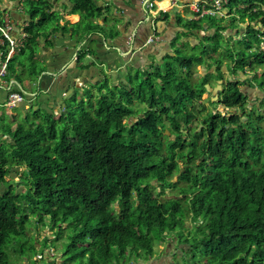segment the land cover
Here are the masks:
<instances>
[{"label": "trees", "instance_id": "1", "mask_svg": "<svg viewBox=\"0 0 264 264\" xmlns=\"http://www.w3.org/2000/svg\"><path fill=\"white\" fill-rule=\"evenodd\" d=\"M65 1L69 6L63 3V9L80 17L75 24L60 25V12L52 10L51 0L21 4L28 21L19 27L21 41L5 77H14L19 84L24 78L37 80L47 69L38 47L52 48L51 36L59 31L77 34L75 45L96 32L108 39L118 35L106 33L97 21L102 17L106 22L108 7L100 8L94 0ZM225 7L228 19L204 16L185 21L176 14L183 31H199L203 22L214 29L200 41L208 48L190 55L175 50L163 57L162 65L152 63L133 73L126 66V79L117 74V84L101 77L102 81L78 87L66 79L61 81L63 88L55 87L70 96L66 100L61 96L57 117L54 107L46 105L30 108L32 116L27 110L20 122L0 120V264H11L9 242L24 257L25 263L16 264H28L27 253L35 254L38 244L42 250L54 247L47 236L42 243H27L31 214L35 226L43 222V215L49 216L56 239L66 226L69 235L61 264L147 260L155 242L172 232L188 246L180 264H264V117L256 107L246 108L252 98L241 86L264 90V81H257V75L254 81L230 77L212 102L225 113L207 111L203 104L196 108L206 85L213 86L209 73L194 78L196 66L213 67L220 80L223 66L232 76L247 68L252 72L264 68V0H228ZM239 23H246L238 38L245 45L236 49L221 33ZM183 34L177 33L173 41ZM90 43L76 52V71L100 59ZM8 48L3 37V59ZM219 49L226 52L225 64L213 55ZM86 55L92 59L84 64ZM261 75L264 78V72ZM193 121L199 129L191 126ZM20 168L27 188L15 193L14 182L6 178ZM177 172V181H170ZM167 188L183 196L165 197ZM187 218L193 223L188 234L183 231ZM32 240L36 242L34 235ZM42 250L36 255H44ZM54 263L52 258L44 264Z\"/></svg>", "mask_w": 264, "mask_h": 264}, {"label": "crops", "instance_id": "2", "mask_svg": "<svg viewBox=\"0 0 264 264\" xmlns=\"http://www.w3.org/2000/svg\"><path fill=\"white\" fill-rule=\"evenodd\" d=\"M22 1L25 0L2 1V9L4 10L2 12V19L4 20L6 19V17L9 16L11 18V21H14L15 37L22 36L19 27H21L23 24H25L28 21V19H26V17L28 18V16L23 12V7L22 8L19 7L22 4L21 3ZM55 1L58 2V0ZM94 1L95 4L100 8L104 9V7H108L109 11L106 13V19H108L107 23L103 21L102 17H100V20L97 21L98 22L100 21L102 25H106V26H108V24H112L110 26L112 31L110 32L118 31V35L114 39L105 38L103 34H101L100 32H96V34H93L90 37L88 35L83 40L79 41L78 45H75L78 38L77 34L71 35L69 33H62L61 31H59L55 33L53 36H51L54 37V45L51 48V53L53 54V56L57 57L56 59H54L55 62H52L47 58L50 57V54H48V52L46 51H48V49L50 50V48L41 47L42 54H46V56H43L41 55V53H39V58L41 59V62L45 65L46 64L48 65L47 69L52 70V68L50 69V67H52L51 65L57 64V66H59V69L57 70L62 71L61 74L63 77L62 81H66L67 79L69 80L67 82L70 85L74 84L76 81L91 80L90 74L92 73V71L90 73L88 72L82 73L81 70L76 71L78 69L75 67V58L73 59L75 53L80 48L88 46L87 44L90 43L89 42L90 39L94 40L93 44L90 43V46L92 48L95 47V49L97 48L96 51L98 52V54H100V59L98 60L99 63L100 64L105 63V65L106 64L109 65V61H115V63L117 62L121 63L122 60L120 59L123 58V56L126 57V55H128L127 56L128 58L126 60L129 63V67L131 66L134 67L137 65V64L132 65L134 61L136 62L138 61L139 63L144 64L146 63L145 62L146 57L148 61L150 60V58L147 56V53L154 54L153 52L155 51H153L152 49L157 48L154 45L156 43H157L156 45L158 46L160 45V47H163V55L159 56V53L157 52L158 53L157 59L161 58L162 61L163 57L169 52H172V54L170 55H174L173 51H171L172 49L171 40L174 36L177 35V33L182 34L183 32L181 27L177 25L176 14L178 13L182 16V14L185 13L187 9L189 11H192L193 8H191L190 5H193L192 3L194 2V0H180L178 1V3L171 5L169 4L170 3L169 0H94ZM145 1L153 2V6L151 8L146 7V13H143L142 4ZM61 2L62 4L64 3L63 1ZM162 2L163 3L165 2L167 4V7H165L167 9H164L163 11H167L169 13L170 10L175 8V11H173L172 14L170 13L168 18H165V16L161 14L162 11L159 12ZM58 9L61 10L62 7L60 8L58 7L54 11H57ZM225 11L226 10L224 9V13H226ZM67 13H68L67 17L60 18L59 20L60 25L75 24L79 21L80 17L78 14H71L69 12ZM191 15H193V12ZM191 15L186 16V19H189ZM228 18L229 16L227 17V19ZM239 25L245 27L246 23H242V24L239 23ZM202 26L203 29L199 30L200 32L206 31L210 35L214 33V29L213 28L211 29L206 22H203ZM242 30L243 28L227 29L222 33H227L229 34L228 36H230L231 34L232 37L235 38V36L238 35L239 33L242 34ZM105 31L106 33H109L108 30ZM194 32H198V30H195ZM202 36L203 35L199 34L197 35L196 38L194 33H189V36L187 38L184 37L183 38L186 40L187 43L196 46L200 42ZM153 37L154 40L152 41ZM149 39L151 40L149 41ZM144 44L145 46H147L146 48L144 47L142 48L144 50L141 49L135 50L134 47L136 46L141 47L144 46ZM165 47L168 48L165 49ZM14 51L11 53L12 55ZM160 53H162V51ZM0 59L1 60L3 59L1 51H0ZM83 61L87 63L86 60L83 59ZM143 66L144 65H142V67ZM71 69H73L74 71L73 70H72L73 72L70 71ZM42 78L43 80H40V78L38 77L37 80L31 82L28 81L27 78H24L23 82L19 84L14 77L11 76H9V78L5 76L0 77V120L3 121V113L7 114L8 120L10 118L13 120L14 117L18 116L17 115L18 112H22L26 114L27 110L30 109L29 107H32L33 103L35 104L33 105L34 109L39 107L42 103L44 106L47 105L49 107H52L53 104H51V101L53 102L56 101L53 98L49 99L50 97L48 96V94L52 92L49 89L50 83L52 81L48 80V76H44ZM59 78L60 76L58 77V79ZM51 85L56 87L57 82L55 83L53 81ZM20 89L23 90L24 93L21 92ZM41 90L42 92H44L42 93L44 94L42 96V99L40 95ZM12 93H17L22 96V101L16 103L15 105H13V107L7 104L9 100V96ZM59 98L60 97H57V99ZM48 100L50 102H48ZM15 108H19V110Z\"/></svg>", "mask_w": 264, "mask_h": 264}, {"label": "rangeland", "instance_id": "3", "mask_svg": "<svg viewBox=\"0 0 264 264\" xmlns=\"http://www.w3.org/2000/svg\"><path fill=\"white\" fill-rule=\"evenodd\" d=\"M61 1L64 2L65 6H69L67 1H65V0H58V2L55 1V0H51V3L53 5V9H52L53 11L55 9H57L58 7L59 8L62 7V2ZM198 1H200V0H198ZM23 2L24 1H22L21 3L23 5H25L26 3L25 2L23 3ZM169 2H170L169 4H171V5H174V4L178 3V1L176 3H172L170 0H169ZM23 5H20L19 7L22 8ZM190 7L194 8V5H190ZM63 8L64 7H62L61 10H59V9L57 10L58 12H60V18H65V17H67V14H68ZM164 9H167V8L161 6V8L159 9V12H161V11L162 12H167V11H163ZM0 10L2 11V3H0ZM173 11H175V8L170 10L169 14L170 13L172 14ZM192 12H193V15H195V11L194 10L189 11L187 9L186 12L182 14V17H183L182 19L185 20L186 16H190L192 14ZM226 13H227V11H226ZM193 15H191V16H193ZM107 16H108V14H107ZM211 17H214V16H211ZM217 17H219V16H217ZM220 17H223V16H220ZM189 19H190V17H189ZM225 19H227V17ZM107 21H108V19H106L105 23H107ZM99 24L103 27L104 30H108L109 32L112 31L111 27H110L112 24H108V26H106V25H102L100 23V21H99ZM239 26L240 27H234V28H243L241 25H239ZM105 28H107V29H105ZM234 28H228V29H234ZM182 30H184V29H182ZM183 32H185L186 35H184V34L180 35L179 39L174 40V41H173V39L175 38V36L172 38V40H171V48H172L171 51L174 52L175 50H183L186 54L190 55L193 52L198 53L202 49L208 48V46L206 44H202L200 42L196 46H193V45L188 44V43L181 44V42H186V40L184 38H187L189 36V33H194L195 37L197 38V35H199V34L200 35H204L205 33H207L206 31H204V32H200V31H198V32L183 31ZM221 34H223L224 37L229 38L231 46H234L236 49L239 47L240 44H241V46L245 45V40L244 39L238 40L240 35L243 34V30H242V34L239 33L240 35L239 34L236 35L235 38H233L231 34H230V36H228L229 34H227V33H221ZM14 35H15V31H14ZM223 36H222V38H223ZM153 40H154V38H152V41ZM156 44H154V45L157 48H153L152 49L153 51H155V52H153L154 54L147 53V56L150 58L149 61L147 60V57H146V59H145L146 63H144V64H141L138 61L137 62L134 61L133 63L131 62L132 65L133 64H137V65L134 66V67L133 66L128 67L127 70H130L133 73L136 69H139V70L140 69H144V68L149 69V66L152 63L153 64L154 63H158V64L162 65L161 58L157 59V55H158V53H159V56L163 55V47H160V45L158 46ZM41 47L44 48V46H41ZM41 47L40 46L38 47L39 48V53H41V55H43V56H46V54H42ZM143 47L146 48L147 46H145V44H144V46H141V47H139V46L137 47L136 46L134 48H135V50L136 49L144 50V49H142ZM166 48H168V47H165V49ZM161 51H162V53H160ZM46 52H48V54H50V57H47V58L50 61L54 62V58L53 57H55V59H56V56H53V54L51 53V48H50V50L48 49V51H46ZM168 54H172V52H169ZM11 55L9 56V59H10ZM213 55L214 56H220L223 59L224 64L226 62H228V57H226V52H224L222 49H219L218 52L214 53ZM127 56L128 55H126V57L123 56V58L120 59L123 62L118 63V64L115 63V61H109V65H107V64L105 65V63H103V64L101 63L100 64L98 60L93 61L92 64L89 63L87 67H85L84 69L81 70V72L82 73L83 72L90 73L92 71V73L90 74L91 80L90 81H76L75 83L77 84L78 87H83V86H85V83H91V82H95V81H102L100 79H101V77H103V79L104 78L107 79L109 84H111V82H113L114 84H117L118 83V79H117L118 76L122 79V81H125L124 79H126L127 72H128L126 70V66H129V63L126 60L128 58ZM5 58H6V56H5ZM74 58H76L75 55H74L73 59ZM9 59H8V61H9ZM84 60H86V62L88 63L91 59H90L89 56L86 55L84 57ZM8 61H7V63H8ZM37 61H38V59H37ZM83 63L87 64L84 61H83ZM142 65H144V66L142 67ZM51 66L52 67H50V69L52 68V70L46 69L45 71H43L41 73V75L39 76L40 80H43L42 77L48 76V80H50L52 82L54 81L55 83L57 82V87L58 88H63V83L61 82L62 78H63L62 75H61L62 71H58L57 70V69H59V66H57V64H55V65L52 64ZM54 66H56V67H54ZM195 69H196V73L194 75V78H197V75H203L205 73H209L210 77H211L210 81H211V84L213 85V86L206 85L207 86L206 87V91L207 92H205L202 95L201 101L196 104V108L197 109H201V105L203 104L207 111L212 110L213 112H216L217 110H219L222 113H225L224 110L222 111V106L220 104H217V105L215 104L216 105L215 106L214 103H212V102H216L218 100V91L222 88V83H224L227 79L229 80L230 77H232L235 80L238 79V80H241V81L242 80L254 81L253 80L254 75H257L258 76L257 77V81L258 80L260 81L261 78H262L261 72H264V70H263L264 68H262V67L257 68L254 72L249 71V68H247L245 70V72H243V73L240 72L239 74H236V75L232 76L230 71L226 70V68L223 66L222 67V71H223L224 78H223V80H220V78L216 74L217 73L216 70H214L213 67L207 70L206 66L204 67L202 65H198V66L195 67ZM18 71H19V67H17V72ZM117 73H118V76H117ZM59 76H60V78L62 77L60 80L58 79ZM52 82L50 83L49 89H50V91L55 92L57 94V96H56V94L54 95L52 93L48 94V96L50 97L49 99L53 98L54 100H57V102L56 101H54V102L51 101V104H53L52 106H54V108H53L54 109V115H55V117H57L58 114H59V106H60V102L59 101L61 100V103H62V101L64 99L65 100L69 99L70 96H67L68 95L67 92L66 93H62V94L57 92V89H55V87L53 85H51ZM246 85L248 86L247 83H244L243 85H241L242 89L245 91V93L248 94V96H250V98H252V99H248L247 100L246 108L247 109H252L253 107L254 108L256 107L257 113L258 112L261 113L263 115V117H264V96L261 97V99L257 101L256 97H257V93L258 92L256 90V87L253 90L249 91V89L251 87H249V86L247 87ZM20 91L24 93L23 90L20 89ZM92 91H93V94H95L96 89L93 88ZM40 93H41L40 95H41V99H42V96L44 95L42 93H44V92H42V90H41ZM81 93L82 92L79 93L78 98L82 96ZM45 95H46V93H45ZM61 96L64 97L63 100L61 99ZM65 96H67V97H65ZM57 97H60V98L57 99ZM48 102H50V101L48 100ZM17 103H19V102H17ZM33 105H35V104L33 103L32 107H29V108H31V110H34ZM40 106L44 107L43 103ZM11 107H13V106H11ZM19 108H15V109L19 110ZM31 110H28V113L32 116ZM242 112H244V110H242ZM240 113H241V110H240ZM17 115L18 116L14 117V118H17V121L20 122V121L24 120V113L18 112ZM14 118H13V120H14ZM9 120L12 122V124L14 123V121L11 118ZM9 120H8L7 114L3 113V121L4 122L5 121L8 122ZM196 122L197 121H193L191 126L196 124L198 126V129H199L200 125H198ZM262 128H263V131H264V122L262 123ZM163 132H164V134L169 135L172 139L174 138V136L171 135L169 130L165 129ZM179 166H180V169L183 170V168L185 166L183 160L179 161ZM21 171H22V168L18 169V173L16 175V174H14L15 173L14 170H12L11 174L8 175V177L6 178L7 180L10 179L9 181H13L14 182V183H12V188H13V191L15 193H17L18 191L26 190V188H27L26 184L23 182V179L21 177ZM178 174H179V172H177L175 174V176H173L170 179V181L176 182L177 179H178ZM16 184H19V186H16ZM177 184H178L179 187L184 185L183 182H177ZM157 190H159V188H157ZM164 196L165 197H176V198H178L180 196H183V194L180 193L175 188H167ZM35 219L36 218L33 217V214H31V216L29 218V222L27 223V230H29V233H30L31 236L27 237L26 239L24 237H22L21 240L24 241L23 239H25L27 241V243H31L32 242L34 245H36V243H42L43 237L47 236V237H49L48 241L52 242L54 244V247L52 245H48L45 250L44 249L42 250L41 246L38 244L36 246V248H35L37 250L36 253H38V251L40 252V250H42L44 255L39 256V255H36V253L34 254V251H28V253H27V258L29 259L28 264H44V263H48L49 260H51L52 258H54V262H55L54 264H61L62 258L65 257L63 255V253L65 251L66 244L68 242L67 238H68V235H69V232L66 230V226L65 225L63 226L65 232L62 234V236L59 239H56L55 229H52L49 226V224H50L49 216L43 215V222H41L40 225H38V226H35V221H36ZM192 224L193 223L190 221V218H187L184 221L183 231L186 234H188V230L191 231V229H193L192 228ZM33 235L35 236L36 242L32 240ZM183 239L184 238L181 239V238L175 236L174 232H172L170 234H166L164 240H160V241L155 242V245H154V248H153V252L154 253L152 254V256L150 258L145 260L144 258L140 257V258H138L135 261H133V260L130 261L128 264H169V263L180 264L182 262V253H183V251H186V249L188 248L187 244L184 243ZM9 243H8V247L6 248L7 252L9 253V258H10L9 262L11 264H16V263H19V262L25 263V261L23 259L24 257L20 255V252H18V250H14L15 244H13V242L10 243V244ZM17 244L19 245V243H16V245ZM17 247H19V246H17ZM46 258L48 259L47 261L45 260Z\"/></svg>", "mask_w": 264, "mask_h": 264}, {"label": "built area", "instance_id": "4", "mask_svg": "<svg viewBox=\"0 0 264 264\" xmlns=\"http://www.w3.org/2000/svg\"><path fill=\"white\" fill-rule=\"evenodd\" d=\"M172 3H176L179 0H170ZM228 0H194L192 3L194 5L193 10L195 11V15L191 16L190 19H197L204 16H223L227 17V13H224V9L226 10V2ZM145 7L151 8L153 6V2L145 1ZM226 12V11H225ZM197 14V15H196ZM15 24L11 21V18L8 16L6 19L0 23V33L2 38L0 39V44L3 43V37L8 41L9 50L6 55V58L3 60L0 59V77L4 76L6 73L7 61L11 53L16 49L18 44L21 41V37H15ZM154 38V37H153ZM151 39H149L150 41ZM264 47V43L262 44ZM22 101V96L17 93H12L9 96L8 105L13 106L15 103ZM52 255V254H51Z\"/></svg>", "mask_w": 264, "mask_h": 264}, {"label": "flooded vegetation", "instance_id": "5", "mask_svg": "<svg viewBox=\"0 0 264 264\" xmlns=\"http://www.w3.org/2000/svg\"><path fill=\"white\" fill-rule=\"evenodd\" d=\"M260 81H264V78H262ZM256 90H257V99L258 100H260L261 99V97H263L264 96V90H261V89H259V88H256Z\"/></svg>", "mask_w": 264, "mask_h": 264}, {"label": "water", "instance_id": "6", "mask_svg": "<svg viewBox=\"0 0 264 264\" xmlns=\"http://www.w3.org/2000/svg\"><path fill=\"white\" fill-rule=\"evenodd\" d=\"M18 2V1H17ZM142 10H143V13H146V7H145V5H144V2H143V4H142ZM26 19H28L27 17H26ZM254 88L253 87H251L250 89H249V91L250 90H253ZM16 182V181H15Z\"/></svg>", "mask_w": 264, "mask_h": 264}, {"label": "bare ground", "instance_id": "7", "mask_svg": "<svg viewBox=\"0 0 264 264\" xmlns=\"http://www.w3.org/2000/svg\"><path fill=\"white\" fill-rule=\"evenodd\" d=\"M161 6H162V7H167V5H166L165 2H164V3L162 2Z\"/></svg>", "mask_w": 264, "mask_h": 264}, {"label": "clouds", "instance_id": "8", "mask_svg": "<svg viewBox=\"0 0 264 264\" xmlns=\"http://www.w3.org/2000/svg\"><path fill=\"white\" fill-rule=\"evenodd\" d=\"M145 4V3H144Z\"/></svg>", "mask_w": 264, "mask_h": 264}]
</instances>
